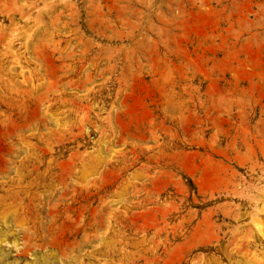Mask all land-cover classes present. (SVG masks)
Listing matches in <instances>:
<instances>
[{"label": "rangeland", "instance_id": "374dc122", "mask_svg": "<svg viewBox=\"0 0 264 264\" xmlns=\"http://www.w3.org/2000/svg\"><path fill=\"white\" fill-rule=\"evenodd\" d=\"M0 30V264H264V0H0Z\"/></svg>", "mask_w": 264, "mask_h": 264}, {"label": "bare ground", "instance_id": "6f19581e", "mask_svg": "<svg viewBox=\"0 0 264 264\" xmlns=\"http://www.w3.org/2000/svg\"><path fill=\"white\" fill-rule=\"evenodd\" d=\"M2 30H0V32H1ZM1 35H0V42H1ZM0 46H1V44H0ZM3 46V45H2ZM0 55H1V52H0ZM6 98V97H5ZM1 100V99H0ZM4 100V99H3ZM1 103V102H0ZM2 104H4V105H7L8 104V102H4V103H2ZM83 105V104H82ZM97 108V107H96ZM84 111V110H83ZM78 113V112H77ZM81 113V112H80ZM85 116V115H84ZM34 119V117L32 116L31 117V119ZM82 118V117H81ZM79 119V118H78ZM86 119V118H85ZM87 119H88V117H87ZM79 121V120H78ZM81 121H82V119H81ZM79 125V124H78ZM65 128V127H64ZM79 129V128H78ZM70 131V130H69ZM80 131V130H79ZM47 143V142H46ZM48 148H51V147H49V146H47ZM46 150L45 149H42V148H38V151H37V153L38 154H36L37 155V158H40V155L42 154V153H44ZM257 224V231L260 233V240H262L263 241V243H264V227L262 228L261 227V225L259 224V221L257 220V222H256ZM262 224V223H261ZM260 250H261V254L263 255V257H264V245L260 248Z\"/></svg>", "mask_w": 264, "mask_h": 264}]
</instances>
